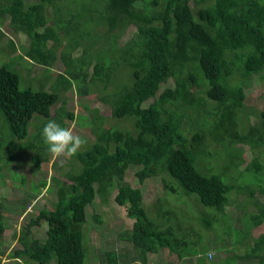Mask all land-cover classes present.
<instances>
[{
  "label": "trees",
  "instance_id": "16d2710c",
  "mask_svg": "<svg viewBox=\"0 0 264 264\" xmlns=\"http://www.w3.org/2000/svg\"><path fill=\"white\" fill-rule=\"evenodd\" d=\"M64 1L77 9L65 10ZM6 21L19 34V48L14 39L9 41L17 55L0 66V112L13 138L31 140L34 120H51L54 107L74 87L81 102L91 97L111 114L107 117L100 108L82 103L92 112L88 124L95 142L65 162L77 168L73 170L79 183H65L59 173L49 182L31 180L30 199L44 190L57 198L50 216L42 211L29 215L31 200L19 202L22 214L30 217L24 231L43 221L46 237L24 232L21 246L10 253L0 239V264L9 256L6 264H85L90 210L108 206L111 198L134 222L126 238H120L132 249L124 244L120 250H106L107 264L147 263L153 253L151 264L210 262L198 251V260L185 255L198 247L195 225L203 222L200 218L193 225L188 219L187 225L175 210L164 212L161 199L141 207L143 185L159 178L165 192L197 195L194 211L211 217L205 224L226 229L229 222L241 220L242 225L223 238L228 245L224 255L208 248L207 253L215 252L210 264H264V234L254 233L264 225V204L255 206L251 200L257 193L264 195V143L254 129L264 121V112L245 103L258 56L264 59V0H0V37ZM129 31L130 38L123 41ZM80 56L89 59L91 68L79 66ZM24 59L36 60L48 71L60 62L66 70L51 77L52 91L22 89L15 68ZM258 77L263 80L264 73ZM66 106L63 102L59 115L66 114ZM199 144L205 147L200 152ZM31 145L26 142L14 154L0 150L2 183L7 161L11 168L18 154L26 156L28 150L33 152L35 176L44 171L42 163L51 153L47 146ZM206 159H227L229 164L221 166L227 178L205 170ZM247 173L258 179L257 190L249 191L241 181ZM130 176L134 184L128 182ZM237 189L249 191L250 213L228 212L230 194ZM97 221L98 232L104 228L102 219ZM101 236L95 237L99 243ZM163 249L171 261L160 259Z\"/></svg>",
  "mask_w": 264,
  "mask_h": 264
},
{
  "label": "rangeland",
  "instance_id": "374dc122",
  "mask_svg": "<svg viewBox=\"0 0 264 264\" xmlns=\"http://www.w3.org/2000/svg\"><path fill=\"white\" fill-rule=\"evenodd\" d=\"M64 2L65 10L77 9L75 3L68 1ZM1 30L3 32V36L0 37V66L5 62L10 61L11 56L17 55L18 53H12V49L10 48L11 42L9 41L14 39L15 43H19V34L16 35V33L13 32L9 21H6L5 24L2 25ZM129 34L130 31L129 33H126L123 41H127L130 38L131 35ZM17 43L16 46L17 48H19ZM78 62L79 66H82L85 70L91 68L90 61L85 56H80L78 58ZM257 64L258 68L255 71L256 75L254 77V84L253 87L246 90L245 103L247 107H253L257 112L261 114L264 112V79L261 80L258 77V74L264 73V59L260 55L258 56ZM15 69L18 71L22 80L21 88H31L36 91H52L54 84L50 82L51 77L56 79L59 74L66 70V68H64V66L60 62H57L54 65L52 71H48L49 69L40 66L38 61L35 60L31 63L27 59H24L21 62L20 66H17ZM161 97L165 99V95H162ZM63 102L67 103V106L65 107L66 114L59 115L58 111L63 106ZM85 102H89L88 105L91 107V109H93L94 107H98L100 108L102 114L107 117L110 116L111 111L107 110V108L101 103L97 102L96 99L93 100V98L90 97L82 100L81 102V99L77 93V89L74 87L73 89H70L68 92H66L60 103L54 107L53 117L51 118V120H55L61 126L64 125L65 128H72L75 134L80 135L86 140V144L80 149L79 152L88 149L89 146L92 145L93 142H95V137L90 135V131L92 132V130L90 128V125L88 124L92 119V112L91 110H85L83 108L82 103L85 104ZM69 113H74V116L83 114L84 116H87L88 119L79 120L74 117L75 119L72 120L69 116ZM249 113L251 112L249 111ZM47 122L48 121H44V119L42 118L35 119L29 128L30 136H32V139L19 140L17 138H13L11 131L7 125L5 116L0 112V146L2 145L0 149L1 152L4 155H6V153L14 154V152L20 151L19 148L22 147L23 144H26V142L36 146H47L41 136V130ZM112 123L116 122L114 120H111L110 124ZM120 123L124 124V122ZM109 127L110 125L106 124L105 128ZM254 129L258 132L260 141L264 143V121L257 122L254 126ZM43 142L44 145L42 144ZM203 148H205L203 144L197 145V150L199 152ZM262 149L263 153L261 154V160L264 163V144ZM25 153H27L26 156L18 154V159L17 161L13 160L14 163L12 164L11 168L9 164L10 161H7L5 167L6 169L1 170V175L4 178V183H2V179L0 178V239L3 243V246L9 249V253L10 250L21 246V240L19 239L25 232V226L29 224V215L33 214L34 216H36L40 211H42L44 214L50 216L54 209L53 203L57 200L55 195L48 193L46 190H44L37 197L30 199L29 193H32V190L30 189V187L32 186L30 184L31 180H35L39 183L40 179L46 178L49 182L51 176L59 173L60 177L65 183H79V179L75 171L73 170L77 168L66 166L65 162L67 161V159H64V162L62 163L61 159L54 158L52 154L49 156L47 163L45 161L42 163L44 171L35 176L31 159L33 157V152L28 150ZM246 157L247 160H250L247 155ZM43 159H45V157ZM206 161L209 166L207 169L204 167L205 170L211 171L217 175L219 174V176H221L222 178H227L221 171L222 164L224 166H227L229 164V161L227 159H222L221 162H214L212 159H206ZM56 163H60L62 168L58 166L56 168ZM212 165L214 167V170H211ZM252 175V173H247L240 177L243 184L248 185L249 191L258 189V186H256V181L258 182V179L256 177H252ZM128 180V182H131L133 184L135 183L134 176H130ZM142 189L143 199L141 201V207L146 205L148 206L150 205V202L154 203V201L161 199L164 203L162 207L165 208L164 212L167 213L169 209L175 210L177 212V215L181 214V221L185 224H190L189 220H191L193 225L194 219L196 217L200 218L203 221L202 223H198L197 226L195 225V230L199 233L200 236L198 238V247L195 249L194 253L192 251V254H187L188 252L185 253L186 257H191L193 261L196 259L198 260V257H196L197 251L200 255H207L208 248L209 250L215 248L216 253H218L217 256L224 255L223 250L227 248L228 245L225 244L226 241L224 242L223 238H226L227 234L231 236L233 227L242 225L240 219V223H238L237 221L229 222V225L231 226L227 225L229 227H226V229H224V226L223 229H220L218 227V224L214 226L205 224L204 221L208 223V221H211V217L209 213L194 211V206L196 205V203H199L198 196L195 194L188 196V194L184 191L180 192L177 195L165 192L160 178L159 181L152 180L146 182L143 185ZM249 191H239L237 189L231 192L230 199L232 201V205L228 207V212L234 214L240 212L239 215H241V210L248 209L247 207L250 205V198H248ZM29 199L31 200V205L28 208L29 215L25 216V214H22L23 209L22 207H20L19 202ZM251 200H255V206H257L259 203L264 204V195H260L259 193H257L255 198ZM249 211L250 209H248V212ZM90 213L92 226L87 227L85 235L88 252L85 264H101L102 260H104L107 264L108 257L106 254V250H120L124 246V244H126L125 247L132 249L131 243H127L126 240V242L124 240H120V238H126L125 235H128V230L132 228L134 222L128 217L126 208H121L117 205L114 199L111 198L108 206H102L101 209L92 208L90 210ZM221 217L224 218L223 215H221ZM100 218L103 221H101V225L104 229L97 232L96 230L98 229H95L94 225H99V222L97 220H99ZM237 218L238 216L235 215L233 220ZM45 228V223L43 221H40L37 227L28 228L25 233H30L32 234V236L38 239H44L46 237ZM254 233L256 237L264 234V225L255 229ZM15 234H17L16 237ZM96 236H101L100 243L98 242V239H95ZM8 252L7 254H9ZM165 252L166 254L163 255V249L159 253V257L162 261L164 260L165 256L169 257V253H167V250H165ZM102 254H105L103 256L104 259L101 258ZM8 258H10V256L7 258H1V264L8 263ZM169 259L171 261L170 257ZM174 260L175 258L173 257V262ZM211 262V260L210 262L204 260L202 264H210ZM197 263L198 261H196L195 264ZM52 264H56V262H52ZM134 264H138L137 261ZM142 264H149V261L147 263L143 262Z\"/></svg>",
  "mask_w": 264,
  "mask_h": 264
},
{
  "label": "clouds",
  "instance_id": "9594fccd",
  "mask_svg": "<svg viewBox=\"0 0 264 264\" xmlns=\"http://www.w3.org/2000/svg\"><path fill=\"white\" fill-rule=\"evenodd\" d=\"M41 136L47 145V150L56 159H70L86 144V140L74 133L72 128L62 127L55 120H49L41 130ZM63 158V159H62ZM208 259L215 256L214 251L208 252Z\"/></svg>",
  "mask_w": 264,
  "mask_h": 264
},
{
  "label": "crops",
  "instance_id": "0c3cea01",
  "mask_svg": "<svg viewBox=\"0 0 264 264\" xmlns=\"http://www.w3.org/2000/svg\"><path fill=\"white\" fill-rule=\"evenodd\" d=\"M167 253H168V251H167ZM159 254V253H158ZM164 254H166V252H165V250H164V253H163V255ZM150 258H149V262H150V264L154 261V259L156 258V255H155V253H153V254H150V256H149ZM157 263H159V261H156ZM137 263L138 264H142L143 263V261L142 260H140V261H137Z\"/></svg>",
  "mask_w": 264,
  "mask_h": 264
}]
</instances>
